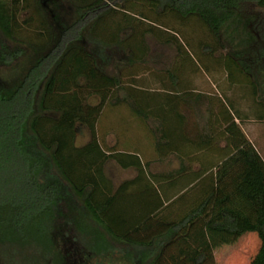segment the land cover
I'll return each instance as SVG.
<instances>
[{"label":"trees","instance_id":"1","mask_svg":"<svg viewBox=\"0 0 264 264\" xmlns=\"http://www.w3.org/2000/svg\"><path fill=\"white\" fill-rule=\"evenodd\" d=\"M20 11L28 15L21 23ZM113 24L127 37L116 38ZM181 28L193 32L191 41L179 35ZM25 30L33 32L30 42L17 39ZM147 31L176 56L186 53L182 38L206 73L211 62L221 65L224 59L236 67L254 111L260 110L256 119L264 122V0H0L3 38L31 47L36 58L17 86L8 88L0 79V246L39 243L48 253L42 264H215L204 231L209 228L256 234L260 246L249 264H264V175L253 151L246 153L247 172L237 189L254 206L255 223L231 209L210 222L212 189L165 233L146 242L128 237L148 217L165 218L153 201L143 216L133 206L128 212L122 204L131 182L114 186L105 174L109 162L122 169H138L139 163L137 156L118 152L117 144L106 147L100 135V114L121 87L100 51L128 57L124 67L113 64V73L145 66ZM14 56L0 40V63ZM163 72L171 88L179 84L171 67ZM94 97L97 104L89 101ZM227 106L239 117L234 104ZM81 128L89 140L78 147ZM245 143L241 135L234 149Z\"/></svg>","mask_w":264,"mask_h":264},{"label":"crops","instance_id":"2","mask_svg":"<svg viewBox=\"0 0 264 264\" xmlns=\"http://www.w3.org/2000/svg\"><path fill=\"white\" fill-rule=\"evenodd\" d=\"M128 70H131V74H126ZM132 70L126 68L121 75L116 72L112 74L121 78L120 88L126 89L128 95L118 98L117 108L114 109L121 111L122 116L119 112L113 116L111 128L106 132L100 130V135L104 137L106 147L116 145L119 138L132 142L134 146L127 151L117 149L118 152L137 156L139 163L138 169H121L129 174L123 181L131 182L127 198L134 201L133 209L140 216L151 209V201L160 203L159 212L165 221H158L150 216L133 229L128 237L146 242L165 233L175 220L196 209L212 189L215 190V198L210 222L220 220L222 209H231L248 218L250 213L253 218L249 220L255 223L256 210L238 191L237 185L247 172L246 153L253 151L261 157L256 147V142L263 138L261 129L257 130L256 126L260 121L255 117L248 119L239 108L243 104L241 100L237 102L232 99L231 103L239 113V117H235L224 98L214 95V84H208V80L206 82L210 85V91L205 87L206 90L201 92L193 84L190 87L192 90L171 92L167 89L164 93L169 96H146L143 94L146 89L135 82L138 77L132 75ZM163 77V82L168 85V76L165 74ZM233 89L231 84L228 85L227 94ZM134 91L139 92V95H134ZM184 92L201 94L202 104L218 105L219 108L215 111L214 107L211 114L208 108L202 112L195 108L188 109L185 98L181 96ZM243 97L246 98L245 95ZM93 99L94 103L99 102L98 97ZM241 135L247 143L235 150L233 145L239 143ZM132 159L126 158L127 162L133 161ZM231 198L234 199V204L228 205ZM179 201L184 204L178 205ZM204 231L215 264H220L225 257L224 252L220 251L225 248L216 246V239L254 234L234 236L209 228Z\"/></svg>","mask_w":264,"mask_h":264},{"label":"rangeland","instance_id":"3","mask_svg":"<svg viewBox=\"0 0 264 264\" xmlns=\"http://www.w3.org/2000/svg\"><path fill=\"white\" fill-rule=\"evenodd\" d=\"M34 1V0H31ZM28 15L22 14L20 11L19 14V23H21ZM122 16V15H120ZM122 18V17H120ZM123 19V18H122ZM127 23H133V20L131 18L127 19ZM110 30L114 32V35H116V38H126L129 34L128 32L124 31L120 34L119 26L113 24L110 25ZM144 28L148 29V24H144ZM172 29V28H171ZM130 30V29H129ZM174 31H178L177 29H173ZM182 31V32H181ZM181 33L179 34L184 40L189 38H193V32H188L187 28H181ZM131 32V30H130ZM177 32V33H178ZM33 33L32 30L27 31L25 30L24 33L17 35L18 40H24L25 42H30L29 36ZM155 33H157L161 38H167V33L159 32L158 30H155ZM173 33V32H171ZM29 36L27 37V35ZM32 36V35H31ZM145 42H143L146 46L149 47L148 50V56H147V63L146 67L141 65H136L135 67H131L132 75H135L138 77V79L135 81L141 87H143L146 96L149 97H165L169 96V94L164 93L165 91H173V92H180V89H186V90H192L194 86L201 92L205 91V87L209 89L210 91V85L208 84H214V95L220 96L221 98H224L226 103L233 102L232 99L235 101L241 100V103L239 105L240 110L242 113L246 114L248 119H251V117L256 118V111H254L255 107H257L253 103V98L250 95V92L244 91L246 90V80L245 76L242 75L236 67L232 65H227V61L224 59L221 65H217L215 62H208V65L210 64L211 69L210 72L206 73L205 70L201 67L200 60L197 58L196 54H194L191 50H189L185 43L181 40L182 38L178 37L180 43L184 46L186 53L181 51L180 55L176 56L175 50L171 46H165L163 44H160L157 42V40L150 35V33L147 31L144 35ZM31 39H33L31 37ZM0 40L3 42V44L6 46L8 51L14 52L15 56L10 60V58L3 59L0 63V79L2 82L6 85L8 88H13L17 86L21 79L24 77V75L27 73L28 69L33 65L35 62V55L29 46H25L24 44L19 43V41H8L5 38H3L2 34L0 33ZM132 41V40H131ZM22 42V41H21ZM36 41H32L34 43ZM137 42V41H136ZM147 47V48H148ZM118 52V51H117ZM116 51L113 50L108 52H101L102 54V60L105 62H112L110 65V71L111 75L113 76V64H121L122 67L126 66L128 63V57H117ZM43 53V52H41ZM127 55V53H126ZM173 63V66H172ZM226 63V64H225ZM227 65V66H226ZM172 68L174 74L178 77V85L176 87L171 88L170 81L169 84L166 85L163 81H165L163 76H165V73L163 72L166 68ZM126 72V71H125ZM229 73L231 74L229 76ZM126 74H131V70H128ZM113 77H118V75H114ZM208 80V84L206 82ZM129 81V80H128ZM126 82V81H124ZM232 85L234 87L233 91L231 90L230 94H227V86ZM170 89V90H169ZM205 89V90H204ZM159 91L160 93H156ZM139 92H133L134 95H139ZM191 93V92H190ZM186 94L183 96L185 98L184 102L187 104L188 109H198L200 112H202L203 109H209V113L211 114V110L214 109L215 111L218 110V105H205L202 104V96H198L196 93ZM128 91L124 88L117 89L111 96V98L108 101V105H106L100 114L99 122H100V130H103L106 132L109 128H111V125L113 123V116L117 115L118 112L120 116H122L121 111H114V109L117 108V102L118 98H121V96H127ZM246 96L243 97V96ZM240 96V97H239ZM244 99V100H243ZM256 100V99H255ZM91 104H97L94 103V99L89 100ZM243 101V102H242ZM238 102V101H237ZM200 104V105H199ZM214 111V112H215ZM190 112V111H188ZM258 114L260 110L257 111ZM119 122V121H118ZM258 128L261 129V133L263 135V138H261L258 142H256V147L258 151L260 152V156H258V159L260 161V166L264 175V122H259L257 125ZM97 131V129H96ZM98 136V135H97ZM89 140L88 132L81 128L80 133L77 135V139L75 141L76 146H82ZM132 142H128L127 140H124L122 138L118 139L117 143V149H120L122 151H127L128 149H131ZM134 146V145H133ZM124 153V152H122ZM257 154V153H256ZM122 168L119 165H116L114 162H109L105 166V174L106 176L111 180L112 184L114 186H117L118 183L122 182L123 180H126L129 177V174L127 171L121 170ZM189 198V196H188ZM134 201L128 200L126 197L125 202L122 204V206L125 207V209L130 212L129 209H131V206H134ZM237 203V202H236ZM184 202L179 201L178 205H183ZM229 204H234V199L231 198ZM134 208V207H133ZM132 208V209H133ZM249 219L253 218V215L249 213ZM101 233L104 234V231L102 229H99ZM105 235V234H104ZM108 238V237H107ZM109 243H111L108 240ZM215 245L220 247H224L225 250L221 252H224L225 257L222 260L220 264H249L252 258L257 253L260 242L256 236V234L239 237V238H228V239H216L214 241ZM219 244V245H218ZM112 247L115 251L118 250L119 246L112 242ZM48 254L46 250H44L39 243H30L29 245L23 246V247H17L11 244H5L0 246V260L6 264H42L43 256ZM43 255V256H42ZM102 258V257H101ZM102 261V259H101ZM106 260L104 259L103 262ZM106 263V262H105Z\"/></svg>","mask_w":264,"mask_h":264}]
</instances>
